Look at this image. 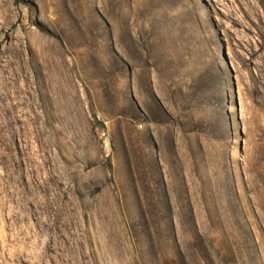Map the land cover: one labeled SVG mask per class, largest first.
<instances>
[{
  "label": "rangeland",
  "instance_id": "1",
  "mask_svg": "<svg viewBox=\"0 0 264 264\" xmlns=\"http://www.w3.org/2000/svg\"><path fill=\"white\" fill-rule=\"evenodd\" d=\"M0 264H264V0H0Z\"/></svg>",
  "mask_w": 264,
  "mask_h": 264
}]
</instances>
